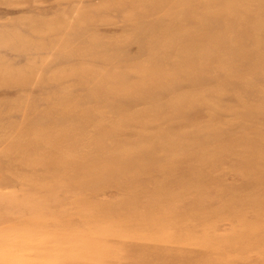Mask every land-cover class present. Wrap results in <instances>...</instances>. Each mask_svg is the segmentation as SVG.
Returning a JSON list of instances; mask_svg holds the SVG:
<instances>
[{
  "label": "rangeland",
  "instance_id": "obj_1",
  "mask_svg": "<svg viewBox=\"0 0 264 264\" xmlns=\"http://www.w3.org/2000/svg\"><path fill=\"white\" fill-rule=\"evenodd\" d=\"M0 264H264V0H0Z\"/></svg>",
  "mask_w": 264,
  "mask_h": 264
}]
</instances>
